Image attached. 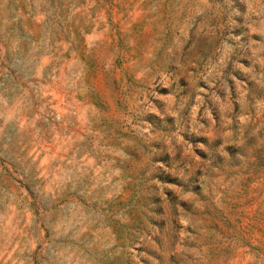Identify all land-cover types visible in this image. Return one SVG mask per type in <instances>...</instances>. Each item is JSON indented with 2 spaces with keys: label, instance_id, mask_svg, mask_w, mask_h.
I'll list each match as a JSON object with an SVG mask.
<instances>
[{
  "label": "rangeland",
  "instance_id": "374dc122",
  "mask_svg": "<svg viewBox=\"0 0 264 264\" xmlns=\"http://www.w3.org/2000/svg\"><path fill=\"white\" fill-rule=\"evenodd\" d=\"M0 264H264V0H0Z\"/></svg>",
  "mask_w": 264,
  "mask_h": 264
},
{
  "label": "trees",
  "instance_id": "16d2710c",
  "mask_svg": "<svg viewBox=\"0 0 264 264\" xmlns=\"http://www.w3.org/2000/svg\"><path fill=\"white\" fill-rule=\"evenodd\" d=\"M102 8V6L100 7ZM83 28L79 29V34L81 35L82 31H85V29H87L85 26H82ZM79 47H81V38L79 39Z\"/></svg>",
  "mask_w": 264,
  "mask_h": 264
}]
</instances>
